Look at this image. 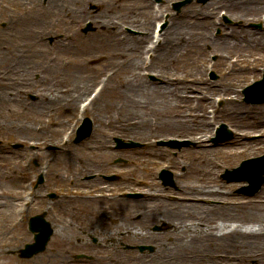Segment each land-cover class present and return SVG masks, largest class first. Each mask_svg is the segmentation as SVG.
<instances>
[{
	"label": "bare ground",
	"instance_id": "obj_1",
	"mask_svg": "<svg viewBox=\"0 0 264 264\" xmlns=\"http://www.w3.org/2000/svg\"><path fill=\"white\" fill-rule=\"evenodd\" d=\"M4 1L0 2L1 12L11 19V25L14 26L11 33L0 31V76L2 78L7 74V78L3 80L4 85L21 87L25 71L23 64L39 63L48 76L55 80L56 86L52 90L38 89L35 92H38L39 98L47 105L54 104L49 108L58 114L51 116L59 119L60 125L69 124L60 115L80 109L81 112L90 111L98 126L105 124L110 129H121L127 134L142 137L185 138L196 145L199 157L194 158L189 169L197 174V181L187 184L176 181L177 188L170 195L171 199H166L162 190H154L149 186L139 191L143 199L140 201L144 207L141 214L144 216V223L163 221L170 225L171 233L161 242L163 249L156 252V255L159 254L156 264H166L163 262L166 261L165 255L173 253L174 262L170 264H200L199 257L206 264H250L252 261L264 264V190L253 197H235L214 179L215 155L223 148L234 149L235 145L244 144L241 149L229 153L236 157L256 151L251 148L252 145L245 150L246 145L250 144L246 137L254 131H257L255 134L264 135V104H242L235 87L230 81H224L225 90L218 94L219 99L224 98V103L218 110L214 109V115H208L206 110L212 107L213 97L207 86L208 81L202 80L201 64H197L204 48L200 44L202 42L198 43L196 40L201 38V41L207 42L204 43L215 48V52L223 60L230 53L246 55L254 51L264 52L263 32L240 25L222 31L220 37L214 39L210 37L211 31L208 30L212 26V16L218 14V7L222 4L228 8L224 12L226 17L237 20L250 16L258 7H264V0H209L198 10L188 9L180 16L173 15L171 23L164 30L160 28L159 45H153L155 56L153 55L147 67H144L140 58L146 38L129 35L124 30L128 27L138 31L137 26L146 28L144 25L149 23L148 12L151 11L148 3L135 0L137 5L129 6L130 9L123 11L119 17H124L127 21L119 23L117 27L107 20L108 11H112L113 7L105 3L101 11L90 15L98 25H104L103 29L106 30L95 36L98 43L91 46H108L111 49L105 48L108 51V61L113 62L105 72L112 74L103 81L84 62L74 61L70 56L72 52L65 55L48 53L40 43L46 32H52L57 27L65 30V19L72 11L73 3L82 5L88 0H46L45 4L41 0H18L16 7H12L14 11ZM6 1L14 3V0ZM213 5L217 7L211 9ZM82 6L79 12L89 14L90 11H86L84 4ZM187 14L193 19V26L190 27L192 31L185 27L183 16ZM167 23L168 20L165 24ZM152 24L149 31L154 28ZM163 32L165 36H162ZM76 34L72 33V38ZM65 47L72 49L76 45L69 38ZM180 63L188 66L192 82L182 81L170 72L172 66ZM153 64L158 65L155 73L149 68ZM230 66L233 70V65ZM261 69H264V63ZM145 71H150L156 79L146 80L140 74ZM118 72L124 73V76H119ZM91 83L93 88L97 85L95 91L91 89L93 94L90 91L86 93ZM209 85L215 87L212 81H209ZM202 86H207L209 92H202ZM3 87L0 89L2 103L8 99L15 100L21 93V90ZM76 87L83 89L80 94L76 92ZM224 118L233 124L236 122L238 131L234 139L223 143L219 148L210 139L214 123ZM4 126L15 131L25 128L28 133H35L31 125H21L15 119L6 121L0 128ZM69 126L72 128V125ZM261 138L264 140V136ZM96 143L101 148L105 147L101 141L95 140L94 144ZM88 170L83 168L82 172L86 173ZM97 176L102 175L98 173ZM176 176L181 178L180 173ZM248 177L253 178V173L249 172ZM107 186L108 183L103 182L101 188L107 191ZM102 195L113 200L121 199L122 204H125L120 193L109 196L104 192ZM208 200L212 201L210 205L207 204ZM126 205L131 206L132 203ZM5 208V204L0 203V214L4 213ZM148 236H141L140 240ZM157 237L163 238L159 235ZM166 251L169 253L165 254ZM148 257L149 255L138 256L126 252H106L93 256L91 264H149L146 262ZM73 261L70 253L56 250L33 256L25 264H72Z\"/></svg>",
	"mask_w": 264,
	"mask_h": 264
},
{
	"label": "rangeland",
	"instance_id": "obj_2",
	"mask_svg": "<svg viewBox=\"0 0 264 264\" xmlns=\"http://www.w3.org/2000/svg\"><path fill=\"white\" fill-rule=\"evenodd\" d=\"M1 1L3 0H0V2ZM17 1L18 0H14L13 3L5 0L4 2H6V5H8L12 11H14L12 7H16L15 3H17ZM144 1L148 3V9L151 10L152 0ZM177 1L181 0H160L159 2L161 7L164 9L161 11L169 12L168 24L171 23L170 19L173 15L180 16V14H183V12L188 9H192L194 11L198 10L209 0L204 2L201 0H189L190 2L188 4L180 7V9L176 11L173 9L172 3ZM41 3L45 4L46 0H41ZM105 3H109L111 7H113L112 11H108L107 20L113 22L116 27L119 23L127 21L124 17L119 19L121 13L123 11L127 12V10L130 9L128 8L129 6L137 5L135 0H88L87 2L84 1L83 4L86 11L89 10L91 13L88 11L89 14H85L84 11L79 12V10L82 9L83 4L73 3L72 11L69 12L68 18L65 19L67 22L64 26L65 30H61V28L59 29L57 27V29H54L52 32H46L41 37L40 41L41 45H43V49L47 50L48 53L65 55L67 52H72L73 54L70 55L72 56V59L77 62H84L85 65L93 72H97L99 80H101L103 73L110 69V64L113 62L108 61V51L106 49L111 50L110 47L107 46L99 48L100 45L94 47L91 46L98 43L95 36L97 34H103L106 30L103 29L104 25H98V23H96L90 15L93 12L101 11ZM216 7V5H213L210 8L212 9ZM218 8V14L223 10H225V12L228 11L227 6L223 4ZM148 14L149 23L144 25L146 28L144 29L142 26H137L139 30H141V33L137 35L143 36V39L146 38L148 29L151 28V22L154 20L153 12L150 11ZM221 15V13L219 15L214 14L212 16V26L208 28V30L211 31L210 37L214 39L220 37L222 31L226 29H234L235 26L240 25L245 26L248 29L264 33V7H258L252 14H250V16L237 20L229 19L223 22L222 19L224 16ZM183 18L184 23L186 24L185 27L192 31L193 29H190V27L193 26L192 16H188L187 14L184 15ZM86 20L91 21L92 27L90 31L85 33L82 29ZM258 24H261V28L256 27ZM13 29L14 26L11 25V19L4 15L0 9V31L2 30L3 32L11 33ZM72 33H77L76 37L72 38ZM125 33L131 35L128 32ZM165 35L166 34L163 32L162 36ZM69 38L73 40V43L76 45L75 48L71 49L69 47H65V43ZM200 39L201 38H197L196 40L198 43L202 42L200 44L203 46L202 48H204V52L201 58H199L197 64L199 65L200 63L203 70L202 80L208 81L207 86L209 91H211V96L213 97L212 105L215 99H217V106L223 105L224 98L219 101L218 94L225 90V86L223 85L224 81H230L233 87H235L238 98L242 104L247 106L260 105L258 103L253 104L244 101L242 90L243 87L251 84L254 80H258L261 76H263L262 73L264 72V69H261V67L264 63V52L254 51L246 55L230 53L226 55V60H223L222 57L220 58L219 53L215 52L217 51L215 48L208 47V44H205L207 42L201 41ZM86 44L88 46H84ZM211 56L215 57V60H213ZM127 58L128 57H126V59ZM260 58H262V61ZM230 65H233V70H231ZM157 66L158 65L153 64L149 68L152 69V72H156L158 71ZM252 66L255 68L258 67V69H252ZM23 67L25 71L23 81L20 84L21 87H16L15 85H4L3 80L4 78H7V74L2 78L0 76V89L5 86L7 87L6 89L11 88L12 90H21V93L18 94V98H15V100L8 99L5 103L0 102V125L6 121L10 120L11 122L15 119L18 123L21 122V125H31L35 130V133H28L25 128L18 129L17 131L12 130L9 126H6L9 129L5 126L0 128V203L5 204L6 206L4 213L0 214V264H25L27 260H30V258H19L17 254H13V252H16L17 248L23 247L25 243L34 241L31 239L29 234H25L21 231L22 225L18 223L17 220H20L22 217V209L20 214L17 215L15 212L16 208L14 207H17V205L20 204L19 199L23 189L21 187L24 180L27 179L32 171H37L38 166H35V168L25 174L26 171L20 167L23 161L21 158L26 153H30L33 146L40 148V157L37 158L39 162L42 159H48L51 156L55 158L54 161L52 159L48 169L46 170L47 173H50L49 177L53 185H50L47 189L44 184L39 185L37 196L34 198L35 201L29 205V210L26 211L25 214L37 212L48 204V200L40 199V195L44 192L56 193L58 195L57 199L50 201V203L55 204V207L54 205L52 207L53 210H55L52 214H54L57 219L61 220L59 224L60 231H67L68 233L74 232L72 237H69L70 235H57L55 238L50 240L46 249L38 253V255L45 251L53 252L61 250L71 254V257L74 260L72 264L77 262H80L81 264H91L93 260L92 258L96 254H103L106 252H126L128 254L132 253L138 256L149 255L146 262L149 264H156L159 256V254L156 255V252L157 250L163 249V243L161 242L165 241L166 236L160 235L161 237L163 236V238L148 237L147 240L145 238L138 241L124 238L126 236L125 227L131 228V230L136 232L140 227V225H136L137 222H135V220H132L133 223L129 225H127V221L128 218L131 220L130 217L134 210L138 213H140V211H144V207L141 202L143 200L142 197H124V205L132 203L130 207H127L122 204L123 201H120L121 199H118L119 201L115 199V201L106 197L104 198V196H99L98 194H104V192H106L110 194L109 196H116L115 194L121 192L140 193L139 191L149 186L154 190H162L166 194L165 198L171 199L170 195L176 191L174 185L166 188L162 187V183H160L157 178L159 173L156 174V172L160 167L169 165V170L174 177L173 179L177 182L187 184L194 182V180L197 181V174L189 169V164L193 163L194 158L199 157V151L196 149V145L189 141V145H183L179 149H174L170 145L159 143H169L171 140L185 141L187 139L152 138L148 136L142 137L139 135L127 134L126 132H122L121 129H110L104 126L105 124L98 126L95 123L94 117L91 115L90 111L84 113L83 116L88 117L92 122L91 133L81 142L73 143L75 128L71 132L68 130L69 126L67 124L60 125L59 119L51 116L58 114L54 111V109L49 108L54 106V104L51 103L50 106L47 105L44 100L39 98L38 92H35V90L38 89L52 90L56 86L55 80L48 76L43 68L39 66V63L25 62ZM172 67L173 68L170 72L175 74L178 79L187 83L192 82L190 70L187 65L180 63ZM210 71H213L216 74L214 78H209L211 76ZM117 74H119V76H124V73L118 72ZM143 77L149 81L156 79L155 75L151 79L148 76ZM209 81L214 82L215 87L209 85ZM92 85V83L88 85L89 87L86 93L91 91L93 88ZM207 86H202V89L200 90L207 93ZM74 87L75 86H73V88ZM75 89L79 94L80 91L83 90L78 87ZM60 116L64 121H68L69 125L76 123L74 125L75 127L81 120L77 109L72 110L69 114L64 113ZM217 121H219L218 125L225 123L227 128L231 130L233 137L228 141L234 139L238 131L236 122L233 124V122L225 120V118L218 119ZM17 125L19 126V124ZM70 132L71 134L69 135L68 141L63 142L62 136L69 134ZM255 133H257V131L251 132V134L246 137L248 138L250 144H245V150H247L248 146L250 147V145H252L251 148L256 150L252 154L237 157L235 155L231 156L229 153L232 150H239L244 145L240 144L239 146L235 145L233 147L234 149L224 150L223 148L215 155L216 166L214 168V179L218 185L222 184L224 188L229 190L235 197L243 196L236 193V191L243 186V183H227L220 178V174H222L226 169L238 166L242 160L261 156L264 153V140L261 138L264 135L261 136ZM114 137H119L124 141L131 140L138 142L141 145L139 147L124 148V150L115 148V142L113 140ZM24 138L27 142H30L27 149H24L26 148L24 146L26 142H23ZM95 140L104 143L105 147L101 148L97 143L94 144ZM228 141L218 143V146L216 147L221 148L222 144ZM10 142L21 144L19 146L20 148H11ZM47 146H50L51 148H48ZM93 146H96V148ZM117 159H121L122 162H116ZM83 168H88V172H82ZM98 173L102 175H111L114 173V175H120L121 178L108 181V190L105 191L101 188L104 180L100 176H97ZM177 173L181 174V178L176 176ZM53 177H57V180H54ZM14 181L15 184L13 183ZM263 190L264 184L258 193ZM63 195L65 196L61 199L60 196ZM15 198H17V201H15ZM168 201L170 202V200ZM210 203H212V201L208 200L207 204L210 205ZM119 206L121 207L120 209ZM68 213L71 217H68ZM134 214L136 216V213ZM143 217H141L139 221H143ZM114 221H117L118 223H114ZM68 225L73 227L70 229ZM95 225L96 227L98 225H104V232L113 233L111 231L112 229H116L117 231L121 230L124 235L121 240L117 239L118 234H113L110 241L108 238L102 240L99 239L96 243L92 238L97 237L98 231L101 227L99 226L96 229ZM120 241L134 246L138 244H150L156 249L152 253H149L148 251L139 252L136 249H124ZM78 242L80 243L77 244ZM102 243L105 244V247ZM167 253L169 252L166 251L165 254ZM76 255H84L85 258L77 259ZM174 258V253L172 255H165L166 261L163 262L166 264L173 263ZM199 258L201 260V262L199 260L200 264H206L203 262L202 257ZM250 264L256 263L252 261Z\"/></svg>",
	"mask_w": 264,
	"mask_h": 264
},
{
	"label": "water",
	"instance_id": "obj_3",
	"mask_svg": "<svg viewBox=\"0 0 264 264\" xmlns=\"http://www.w3.org/2000/svg\"><path fill=\"white\" fill-rule=\"evenodd\" d=\"M186 1H184L183 3L181 2V3H177L176 4V7L178 8V7H180L182 4H184ZM256 86H259V87H264V81H261V82H259V83H257L256 84ZM262 100H264V97L262 98V99H259L258 101H262ZM223 130H225V125H222L221 126V129L219 130V133H222L223 132ZM88 132H83L82 134H87ZM225 137H223L224 139L225 138H228L230 135H229V132L227 133V132H225V135H224ZM46 239H47V236L45 237V239L44 240H42V241H36V243L35 244H33V245H31V246H29V249L28 250H26V251H23V255L24 256H28V255H31L33 252H35L36 250L37 251H39V250H41V249H43V247H44V245H45V243H46Z\"/></svg>",
	"mask_w": 264,
	"mask_h": 264
},
{
	"label": "flooded vegetation",
	"instance_id": "obj_4",
	"mask_svg": "<svg viewBox=\"0 0 264 264\" xmlns=\"http://www.w3.org/2000/svg\"><path fill=\"white\" fill-rule=\"evenodd\" d=\"M114 223H118L117 221H114Z\"/></svg>",
	"mask_w": 264,
	"mask_h": 264
}]
</instances>
